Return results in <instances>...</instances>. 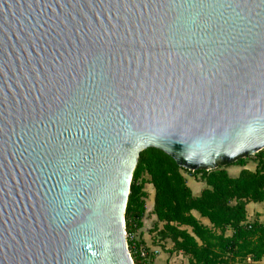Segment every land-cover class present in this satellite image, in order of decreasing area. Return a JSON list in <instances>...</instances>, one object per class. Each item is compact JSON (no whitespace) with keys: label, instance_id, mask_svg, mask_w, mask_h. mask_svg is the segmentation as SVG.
Here are the masks:
<instances>
[{"label":"water","instance_id":"obj_1","mask_svg":"<svg viewBox=\"0 0 264 264\" xmlns=\"http://www.w3.org/2000/svg\"><path fill=\"white\" fill-rule=\"evenodd\" d=\"M150 147L264 149V0H0V264H134Z\"/></svg>","mask_w":264,"mask_h":264},{"label":"trees","instance_id":"obj_2","mask_svg":"<svg viewBox=\"0 0 264 264\" xmlns=\"http://www.w3.org/2000/svg\"><path fill=\"white\" fill-rule=\"evenodd\" d=\"M250 162L255 167L250 168ZM239 166L237 176L227 167ZM205 183L194 194L187 177ZM154 189L150 214L157 221L152 230L156 243H173V251H182L192 264H264V220L249 219V203L264 202V149L241 155L232 161H217L215 169H187L161 149L143 150L135 168L125 212L127 240L134 264H151L152 253L142 239L149 196ZM207 218L210 225L194 215ZM160 224H162L160 226ZM230 232V234H227ZM142 249L148 254L142 255Z\"/></svg>","mask_w":264,"mask_h":264},{"label":"crops","instance_id":"obj_3","mask_svg":"<svg viewBox=\"0 0 264 264\" xmlns=\"http://www.w3.org/2000/svg\"><path fill=\"white\" fill-rule=\"evenodd\" d=\"M252 165L255 167L254 164H252ZM249 167L254 168V167H251L250 165H249ZM228 168L229 167H227V169ZM240 170H241V167H239L237 169V171L234 172L235 174L232 176H237L239 174ZM187 180H188L189 186L192 188L193 193L196 195L199 194L201 192V190L205 187L204 182L197 181L193 176H188ZM148 193H149V195L150 194L152 195V201H150L148 203V198H147V201H146V208H147L146 213L147 214L144 218V225L140 229V232L142 233V239L146 242L147 246L149 247V253H152V255H153L151 264H192L190 262L189 256L184 254L182 251L177 252V251L172 250L173 243L170 240H168L167 242L164 241V242H160V243L154 242L152 230L155 226L157 218L155 215L150 214V211L152 210L153 205H154V189H153V187H152L151 192L148 191ZM251 204L252 203H249L248 205H251ZM193 213L203 223L210 225V221L207 218H201L197 211H194ZM259 217H260V215H259ZM161 225L162 224H160V226ZM227 234H230V232H227Z\"/></svg>","mask_w":264,"mask_h":264},{"label":"rangeland","instance_id":"obj_4","mask_svg":"<svg viewBox=\"0 0 264 264\" xmlns=\"http://www.w3.org/2000/svg\"><path fill=\"white\" fill-rule=\"evenodd\" d=\"M252 164L253 163L250 162V166L254 167ZM238 168H239L238 166L233 165V166H230L227 169V171L232 176L235 174L234 172L237 171ZM147 190L149 192H151L152 186L147 185ZM150 201H152V195L151 194L148 196V203ZM247 210H248V216L250 219H254L257 215H260L261 220L264 219V202L263 203H252L251 205L247 206Z\"/></svg>","mask_w":264,"mask_h":264},{"label":"built area","instance_id":"obj_5","mask_svg":"<svg viewBox=\"0 0 264 264\" xmlns=\"http://www.w3.org/2000/svg\"><path fill=\"white\" fill-rule=\"evenodd\" d=\"M146 254H148V252L146 250L142 249V255H146Z\"/></svg>","mask_w":264,"mask_h":264}]
</instances>
